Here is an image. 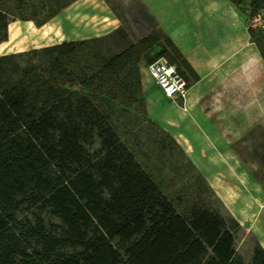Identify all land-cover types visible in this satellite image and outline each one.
<instances>
[{
    "label": "trees",
    "instance_id": "16d2710c",
    "mask_svg": "<svg viewBox=\"0 0 264 264\" xmlns=\"http://www.w3.org/2000/svg\"><path fill=\"white\" fill-rule=\"evenodd\" d=\"M71 1L0 0V42L10 20L40 26ZM261 5L250 0V12ZM138 6L153 28L135 41L118 26L0 55V264H264L258 240L249 262L236 250L239 221L208 203L213 191L190 160L192 190L175 204L100 106L146 113L142 60L166 56L188 84L199 79ZM261 33L249 32L264 62Z\"/></svg>",
    "mask_w": 264,
    "mask_h": 264
},
{
    "label": "rangeland",
    "instance_id": "374dc122",
    "mask_svg": "<svg viewBox=\"0 0 264 264\" xmlns=\"http://www.w3.org/2000/svg\"><path fill=\"white\" fill-rule=\"evenodd\" d=\"M108 1L120 4L126 0ZM142 1L145 5L139 0H130L127 14L121 16L120 26L128 42L153 28L152 22L142 16L138 4L156 14L170 10L174 14L182 8L181 0L178 3L171 0L172 7L169 0ZM239 7L246 15L244 24L248 31L262 34L248 25L250 0H241ZM169 23L168 17L164 27ZM111 31L97 29L94 32L100 36ZM33 40L36 43L37 39ZM162 44L161 41L154 45L146 54H153ZM106 46L112 51L122 47L111 40ZM33 48L39 47L15 52ZM144 67L142 60L140 71ZM152 84L147 99L142 89L145 114L134 106L127 107L126 111L120 110L122 105L116 103L100 106L110 114L120 139L175 204L178 194L192 190L193 168L187 160L191 161L213 191L207 197L208 203L223 215H231L239 221L241 227L235 248L249 262L254 240L264 244V112L236 113L233 106H219L215 86L209 88L203 84L202 95L193 96L191 92L183 101L167 98L156 83Z\"/></svg>",
    "mask_w": 264,
    "mask_h": 264
},
{
    "label": "crops",
    "instance_id": "0c3cea01",
    "mask_svg": "<svg viewBox=\"0 0 264 264\" xmlns=\"http://www.w3.org/2000/svg\"><path fill=\"white\" fill-rule=\"evenodd\" d=\"M181 1L182 8L174 14L171 10L156 14L146 7L199 75L189 84L186 100L191 92L202 95L203 84H207L209 88L215 86L219 106H233L236 113L264 112V62L244 24L245 13L230 0ZM129 4L130 0L120 4L73 0L40 26L32 20L12 19L7 25V39L0 42V55L96 36L97 29L114 30ZM169 5H173L171 0ZM168 17L170 23L164 27ZM140 72L147 99L155 81L146 67ZM252 231L259 233L255 228Z\"/></svg>",
    "mask_w": 264,
    "mask_h": 264
},
{
    "label": "built area",
    "instance_id": "2783aa9c",
    "mask_svg": "<svg viewBox=\"0 0 264 264\" xmlns=\"http://www.w3.org/2000/svg\"><path fill=\"white\" fill-rule=\"evenodd\" d=\"M248 25L253 30L264 32V1L260 8L249 16ZM148 73L167 98L186 101L189 84L175 63L166 56H159L146 65Z\"/></svg>",
    "mask_w": 264,
    "mask_h": 264
}]
</instances>
